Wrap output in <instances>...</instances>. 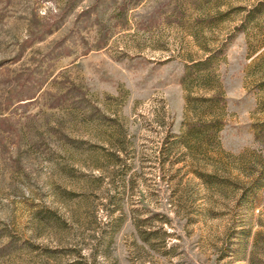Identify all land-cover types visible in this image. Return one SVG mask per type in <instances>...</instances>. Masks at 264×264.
I'll use <instances>...</instances> for the list:
<instances>
[{
  "label": "rangeland",
  "instance_id": "374dc122",
  "mask_svg": "<svg viewBox=\"0 0 264 264\" xmlns=\"http://www.w3.org/2000/svg\"><path fill=\"white\" fill-rule=\"evenodd\" d=\"M0 264H264V0H0Z\"/></svg>",
  "mask_w": 264,
  "mask_h": 264
}]
</instances>
